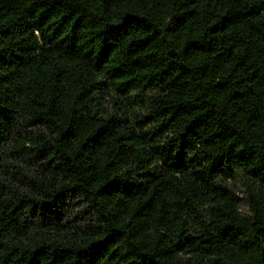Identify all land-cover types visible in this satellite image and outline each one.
Returning a JSON list of instances; mask_svg holds the SVG:
<instances>
[{"label":"trees","instance_id":"trees-1","mask_svg":"<svg viewBox=\"0 0 264 264\" xmlns=\"http://www.w3.org/2000/svg\"><path fill=\"white\" fill-rule=\"evenodd\" d=\"M0 264H264V0H0Z\"/></svg>","mask_w":264,"mask_h":264},{"label":"rangeland","instance_id":"rangeland-1","mask_svg":"<svg viewBox=\"0 0 264 264\" xmlns=\"http://www.w3.org/2000/svg\"><path fill=\"white\" fill-rule=\"evenodd\" d=\"M237 194L244 198L245 197V193H244V190L242 189L241 185H237ZM241 209L243 212H246L248 210V205H247V202L246 201H243L242 204H241Z\"/></svg>","mask_w":264,"mask_h":264}]
</instances>
